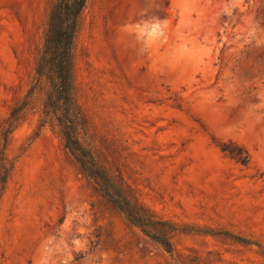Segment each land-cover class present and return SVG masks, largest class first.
Wrapping results in <instances>:
<instances>
[{
  "label": "rangeland",
  "instance_id": "rangeland-1",
  "mask_svg": "<svg viewBox=\"0 0 264 264\" xmlns=\"http://www.w3.org/2000/svg\"><path fill=\"white\" fill-rule=\"evenodd\" d=\"M54 4L0 0V264H264V0H88L79 21V139L172 257L42 123L50 86L29 96Z\"/></svg>",
  "mask_w": 264,
  "mask_h": 264
},
{
  "label": "trees",
  "instance_id": "trees-1",
  "mask_svg": "<svg viewBox=\"0 0 264 264\" xmlns=\"http://www.w3.org/2000/svg\"><path fill=\"white\" fill-rule=\"evenodd\" d=\"M87 2L88 0H55L29 96L42 90L44 83L50 86L44 100L42 123L46 124L50 117L54 119L67 151L79 165L82 173L129 223L139 228L172 257L174 249L169 235L153 233L150 230L160 223L146 220L132 207L79 139L80 114L74 97L73 51L79 21ZM222 151L243 164L247 161V157L240 159V155L246 153L243 148L224 145Z\"/></svg>",
  "mask_w": 264,
  "mask_h": 264
}]
</instances>
